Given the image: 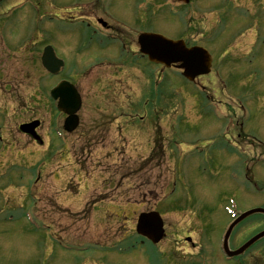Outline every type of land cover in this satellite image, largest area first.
<instances>
[{
    "label": "rangeland",
    "instance_id": "374dc122",
    "mask_svg": "<svg viewBox=\"0 0 264 264\" xmlns=\"http://www.w3.org/2000/svg\"><path fill=\"white\" fill-rule=\"evenodd\" d=\"M21 2L26 8L0 22L6 43L8 33L14 34L8 47L0 45V68L9 80L0 77V264H69L71 254L61 244L77 256L113 245L139 249H113L112 264H189L199 250L218 252L231 219L228 209L264 207V178H256L260 195L245 179V158L236 156L238 147L250 153L244 140H264V0L257 17L224 21L221 0H114L104 13L115 28L124 27L119 29L132 52L126 63L106 46L100 66L90 50L85 57L92 47L85 24L61 18L65 9L78 15L88 3L0 0V6L5 13ZM85 7L81 14L89 16L91 6ZM245 28L253 29L254 47L240 56L239 49L252 42L249 33L236 38ZM150 30L206 46L214 57L210 74L194 87L177 70L141 59L137 37ZM42 44L65 59L60 76L50 77L41 67ZM60 77L75 83L83 103L79 125L68 134L48 97ZM32 118L41 122V146L18 130ZM238 127L247 138L237 137V147ZM254 153L264 160L259 146ZM151 210L161 213L166 232L154 248L141 246L135 234L138 214ZM248 218L247 227L231 233L232 247L264 229V221L254 224L264 216ZM263 245L264 240L253 249ZM111 255L87 254L92 264H108Z\"/></svg>",
    "mask_w": 264,
    "mask_h": 264
},
{
    "label": "water",
    "instance_id": "95a60500",
    "mask_svg": "<svg viewBox=\"0 0 264 264\" xmlns=\"http://www.w3.org/2000/svg\"><path fill=\"white\" fill-rule=\"evenodd\" d=\"M138 39L140 51L147 55L149 61L163 64L166 67H169L172 63L180 62L178 67L183 69V75L189 80H194L196 76L209 72L211 59L203 48L196 46L186 48L181 41L168 40L161 35L152 33H142ZM41 60L42 65L52 73L58 71L60 62L53 58L49 47L44 48ZM51 96L54 99H58V109L68 115L63 124L65 129L67 131L73 130L78 123V118L74 113L78 111L81 104L79 94L72 85L62 81L51 90ZM38 124V121H33V123L21 125L20 129L38 138L34 132ZM253 212L264 213V210L262 208L255 209L250 211L249 214ZM161 221L159 214L155 211L141 213L137 219L136 231L138 234L141 233V235L148 237L152 243H156L164 236L163 223ZM233 225H231L230 229ZM263 235L264 232L253 237L247 245L259 237H263Z\"/></svg>",
    "mask_w": 264,
    "mask_h": 264
},
{
    "label": "flooded vegetation",
    "instance_id": "af4514ba",
    "mask_svg": "<svg viewBox=\"0 0 264 264\" xmlns=\"http://www.w3.org/2000/svg\"><path fill=\"white\" fill-rule=\"evenodd\" d=\"M223 1H224L223 5L225 6V8L233 9L234 7L238 6L240 8L242 14L246 18L254 17L256 14L258 4H256L255 0H223ZM234 1L235 2L238 1V3L233 4ZM97 2H98V0H95V2L93 3V7H94L92 9L93 18L97 19L98 17H102L103 20H106L108 17L105 15L104 12L107 13V11L109 10V7H110L109 0L107 1L105 6H102V5L98 6ZM242 2H243V4H242ZM245 5H246V7H245ZM107 8H108V10H107ZM248 12H249V15H247ZM107 20L109 21V19H107ZM250 28H253V26ZM103 29L104 30L102 32L99 31L98 28H94L93 31L96 34H98V36L100 38H102V36L104 34H106L109 37V39L115 38V37L122 38L121 45H122V50L124 52L123 59H127V57H128L127 49H129V45H131L132 42L129 41V39H126L124 36H122V34L120 32L122 30L119 28H115L114 26H110L109 24H106L105 26H103ZM256 30H258V29H256ZM252 32H253V29H250L251 34H252ZM240 34H242V32H240ZM253 37L254 38H253V41L251 42L252 45L250 46L249 51L253 50V43L255 41V36L253 35ZM250 170H251V172L255 170L254 163H252V168H250ZM256 173H257L258 177L260 176V177L264 178L263 176L260 175L261 171H260V167L258 165H257ZM205 253H207V252L198 251V258H202V259L204 258V259H203V261L202 260H192V263L193 264H202V262H203V264H264V247L259 248V249H251V248L247 249L243 252L242 255L237 256V257H233L228 262L223 260L224 258L219 256V255L214 256L213 260L208 261L207 258L209 256L205 255ZM63 257L66 258L67 256H63ZM87 258H88V256H85L82 260V259H79L77 257H74L73 261L69 262V264H84L86 262ZM101 258H102V256H101ZM107 261H108V264H110V261L109 260H107ZM89 262H90V264H92V263H95V260L91 259V257H90Z\"/></svg>",
    "mask_w": 264,
    "mask_h": 264
}]
</instances>
